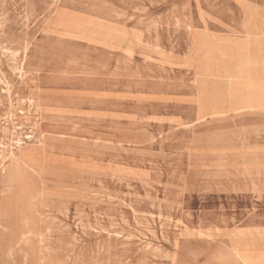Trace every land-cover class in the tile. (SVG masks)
Returning <instances> with one entry per match:
<instances>
[{
	"label": "rangeland",
	"instance_id": "374dc122",
	"mask_svg": "<svg viewBox=\"0 0 264 264\" xmlns=\"http://www.w3.org/2000/svg\"><path fill=\"white\" fill-rule=\"evenodd\" d=\"M247 14L264 0H0V264L264 255V107L230 96L264 65L234 81L195 47L260 59Z\"/></svg>",
	"mask_w": 264,
	"mask_h": 264
},
{
	"label": "bare ground",
	"instance_id": "6f19581e",
	"mask_svg": "<svg viewBox=\"0 0 264 264\" xmlns=\"http://www.w3.org/2000/svg\"><path fill=\"white\" fill-rule=\"evenodd\" d=\"M53 5V4H52ZM64 10V9H63ZM70 10V9H67ZM73 13V12H72ZM58 15V14H57ZM56 15V16H57ZM1 16V15H0ZM81 16V15H80ZM88 16V15H87ZM90 17V16H89ZM62 18H64V16H62ZM68 18V17H67ZM88 18V17H86ZM96 18V17H95ZM207 18V17H206ZM55 19V18H54ZM77 19V18H76ZM90 19V18H89ZM93 19V18H92ZM53 20V19H52ZM71 20V19H70ZM68 20V21H70ZM96 20V19H95ZM98 21V20H97ZM46 22V21H44ZM55 22V21H54ZM61 22V21H58ZM74 22V21H73ZM109 22V21H108ZM66 23V22H65ZM106 23V22H105ZM112 23V22H111ZM45 24V23H44ZM60 24V23H59ZM59 24L57 26H59ZM74 24V23H73ZM96 23H94V26H98L95 25ZM110 24V23H109ZM117 24V23H116ZM154 24V23H153ZM62 25V24H61ZM70 25V24H69ZM81 25V23H80ZM87 25V24H86ZM92 25V24H91ZM53 26V24H52ZM71 26V25H70ZM78 26V25H77ZM242 32L244 33V35L246 36L247 40L250 39H254L256 37H259L260 35L264 34V17H255L252 16L250 14L246 15V20L244 22V24L242 25ZM48 27V26H47ZM60 27V26H59ZM74 27V26H73ZM76 27V26H75ZM89 27V25H88ZM100 27V26H98ZM156 27V25H155ZM61 28V27H60ZM68 28V27H67ZM78 28V27H77ZM81 28V27H80ZM85 29V27H82ZM81 28V29H82ZM87 28V27H86ZM95 28V27H94ZM97 28V27H96ZM95 28V29H96ZM104 28V27H103ZM102 28V29H103ZM112 28V27H111ZM110 28V29H111ZM50 29V28H48ZM53 29V28H52ZM65 29V28H64ZM109 29V30H110ZM104 30V29H103ZM106 30V29H105ZM115 30V29H114ZM50 31V30H49ZM83 31V29H82ZM97 31V29H96ZM113 31V30H112ZM117 30H115L116 32ZM140 31V30H139ZM54 32V31H53ZM53 32L51 33L53 35ZM56 32V31H55ZM95 32V31H94ZM99 32V31H98ZM96 32V33H98ZM107 32V31H106ZM114 32V33H115ZM134 32V31H133ZM48 33V32H47ZM81 33V32H80ZM117 33V32H116ZM121 33V32H120ZM119 33V35H120ZM45 34V33H44ZM62 34V33H60ZM90 34V33H89ZM103 34V33H101ZM118 34V33H117ZM73 35V34H72ZM91 35V34H90ZM97 35V34H96ZM99 35V34H98ZM97 35V36H98ZM138 35V34H137ZM60 36V35H59ZM58 36V37H59ZM68 36V35H66ZM70 36V35H69ZM68 36V37H69ZM110 37V34L108 35ZM118 36V35H117ZM126 36V35H125ZM61 37V36H60ZM63 37V36H62ZM61 37V38H62ZM73 37H75V35H73ZM71 37V38H73ZM78 37V36H77ZM76 37V38H77ZM87 37V36H86ZM112 37V36H111ZM119 37V36H118ZM124 37V36H123ZM137 37V36H136ZM64 38V37H63ZM81 38V37H80ZM82 38H84L82 36ZM81 38V39H82ZM90 38V37H89ZM101 38V37H100ZM74 39V38H73ZM80 39V40H81ZM105 39V38H104ZM119 39V38H118ZM117 39V40H118ZM136 39V38H135ZM87 40V39H86ZM90 40V39H88ZM96 40V39H95ZM109 40V39H108ZM122 39H119V41ZM124 40V39H123ZM98 41V40H97ZM106 41V39H105ZM139 41V40H138ZM99 42V41H98ZM256 42V41H255ZM95 43V42H94ZM142 43V42H140ZM197 43V44H196ZM195 43V47H196V52L198 53H204L206 54H212V56L218 58L220 61H222L224 63L223 66V72L225 74V76L228 79H233L234 81H240L242 78L249 76V67L251 65H256L257 63L261 64V66L264 65V57L263 55L260 56V59H256V60H252L251 56L249 58L248 55L245 54V49H246V42L245 41H240V40H234V41H228L225 42V44H205L204 40L202 38H198L196 40ZM257 44V43H256ZM30 45V44H29ZM128 45V44H127ZM131 45V44H130ZM146 45V44H145ZM258 45V44H257ZM261 45V44H259ZM264 45V42H263ZM128 46H126L127 48ZM131 48V47H129ZM144 48V47H143ZM6 49V48H5ZM109 49V48H108ZM114 49V48H113ZM132 49V48H131ZM257 49V48H256ZM111 50V49H110ZM125 50V49H124ZM145 50V49H144ZM201 50L203 52H201ZM258 50V49H257ZM129 51V50H128ZM127 51V52H128ZM131 51V50H130ZM142 51V50H141ZM123 52V51H122ZM125 52V51H124ZM153 52V51H152ZM15 53V52H14ZM162 53V52H161ZM25 54V53H24ZM255 54V53H254ZM262 54V53H261ZM260 54V55H261ZM128 55V54H127ZM151 55V54H150ZM14 56V55H13ZM155 56V55H154ZM166 56V55H164ZM24 57V56H23ZM147 57V56H146ZM150 57V56H149ZM148 57V58H149ZM156 57V56H155ZM151 58V57H150ZM255 58V57H254ZM173 59V58H172ZM149 60V59H148ZM152 61V60H151ZM156 61V60H155ZM188 61V60H187ZM159 62V61H158ZM162 65V64H160ZM182 65V64H181ZM180 65V66H181ZM184 65V64H183ZM172 66V65H171ZM260 66V67H261ZM169 67V66H168ZM174 67V65H173ZM176 67V66H175ZM264 69V68H263ZM213 81V80H212ZM11 85V84H10ZM8 86V85H7ZM7 89V88H6ZM247 91L252 94V96L250 97H243V96H237L236 92H234L233 94L231 93L230 96L232 98H235L234 100H236L235 104H233L234 106L232 107L233 110H240V109H255V108H259V107H264V73H260V75L258 76V80L256 84H249L246 86ZM240 91V90H239ZM248 93V94H249ZM235 112V111H234ZM224 113L221 110H212L210 112L205 113L206 115H215V114H221ZM204 116H201L200 118H202ZM144 120V119H143ZM60 136V135H59ZM62 136V135H61ZM100 141V140H99ZM19 165V164H18ZM110 165V164H109ZM2 166V165H1ZM2 168V167H1ZM131 171V170H130ZM118 174V173H117ZM1 176V174H0ZM39 178V176H38ZM41 182V181H40ZM42 183V182H41ZM145 184V183H144ZM11 189V188H10ZM9 189V190H10ZM41 197V196H40ZM148 199V198H147ZM160 204V203H159ZM117 205V204H116ZM132 211V210H131ZM137 213V212H136ZM161 213V212H160ZM153 215V214H152ZM151 216V215H150ZM154 216V215H153ZM166 218V217H164ZM169 218V217H168ZM171 218V217H170ZM157 219V218H156ZM158 222V221H157ZM178 222V220L176 221ZM180 222V221H179ZM78 223V222H77ZM142 224V223H141ZM185 226V225H184ZM89 228V227H88ZM210 228V227H209ZM216 229V227H215ZM93 230V229H91ZM102 230V229H101ZM209 230V229H208ZM106 231V229L104 230ZM216 231V230H215ZM160 232V231H159ZM123 233V232H122ZM198 233V232H197ZM110 234V233H109ZM112 234V233H111ZM114 234H116L114 232ZM113 234V235H114ZM128 235V234H127ZM154 235V234H152ZM202 235V234H201ZM110 236V235H109ZM116 236V235H115ZM133 236V235H132ZM131 236V237H132ZM150 236V235H149ZM119 237V236H117ZM146 237V236H145ZM126 238V237H125ZM130 239V237H129ZM153 239V238H152ZM74 240V239H73ZM168 240V239H167ZM75 241V240H74ZM165 241V240H164ZM99 242V240H98ZM176 243V242H175ZM109 244V243H108ZM149 244V243H148ZM147 246V245H146ZM117 247V246H116ZM115 247V249H116ZM119 247V246H118ZM150 247V245H149ZM98 249V247H97ZM154 249V248H153ZM152 249V250H153ZM175 249V248H174ZM150 250V249H149ZM148 250V251H149ZM147 251V252H148ZM159 251V250H158ZM10 252V251H9ZM152 253V252H151ZM110 254V253H109ZM148 254V253H147ZM159 254V253H157ZM97 255V254H96ZM170 255H168L169 257ZM240 261L242 264H264V255H249L246 253H242L240 256ZM173 258V257H172ZM117 259V258H116ZM110 259H108L109 261ZM145 260V259H144ZM143 260V261H144ZM115 261V260H114ZM109 263V262H108ZM117 263V262H115Z\"/></svg>",
	"mask_w": 264,
	"mask_h": 264
}]
</instances>
